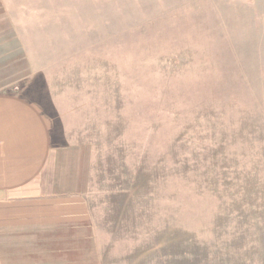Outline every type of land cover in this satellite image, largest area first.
Masks as SVG:
<instances>
[{
    "label": "rangeland",
    "instance_id": "1",
    "mask_svg": "<svg viewBox=\"0 0 264 264\" xmlns=\"http://www.w3.org/2000/svg\"><path fill=\"white\" fill-rule=\"evenodd\" d=\"M17 92L79 202L0 225V264H264V0H0Z\"/></svg>",
    "mask_w": 264,
    "mask_h": 264
},
{
    "label": "crops",
    "instance_id": "2",
    "mask_svg": "<svg viewBox=\"0 0 264 264\" xmlns=\"http://www.w3.org/2000/svg\"><path fill=\"white\" fill-rule=\"evenodd\" d=\"M52 125L40 105L21 92L0 93V225H49L78 200L48 195ZM46 193V194H44ZM65 208L67 212H65Z\"/></svg>",
    "mask_w": 264,
    "mask_h": 264
}]
</instances>
